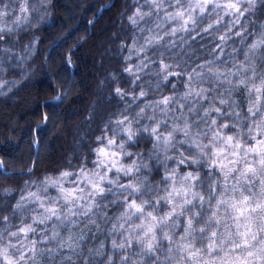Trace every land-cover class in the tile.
Listing matches in <instances>:
<instances>
[{
    "label": "clouds",
    "instance_id": "obj_1",
    "mask_svg": "<svg viewBox=\"0 0 264 264\" xmlns=\"http://www.w3.org/2000/svg\"><path fill=\"white\" fill-rule=\"evenodd\" d=\"M260 3L114 9L132 42L79 106L64 152L34 140L23 174L0 176V264H264V54L234 55ZM257 37L249 51L264 20Z\"/></svg>",
    "mask_w": 264,
    "mask_h": 264
},
{
    "label": "trees",
    "instance_id": "obj_2",
    "mask_svg": "<svg viewBox=\"0 0 264 264\" xmlns=\"http://www.w3.org/2000/svg\"><path fill=\"white\" fill-rule=\"evenodd\" d=\"M134 5L143 7L137 0H0V161L5 162L0 176L23 174L14 169L33 154L34 140L54 156L64 152L79 106L107 68L123 63L132 42L122 35L123 25L132 28L127 16L114 9L130 14ZM260 9L264 3L251 17L246 12L240 18L249 22V34L234 54L238 61L248 55L259 63L255 54H264V44L248 50L264 20ZM255 136L263 138L259 131ZM105 251L115 255L123 249L108 242Z\"/></svg>",
    "mask_w": 264,
    "mask_h": 264
},
{
    "label": "rangeland",
    "instance_id": "obj_3",
    "mask_svg": "<svg viewBox=\"0 0 264 264\" xmlns=\"http://www.w3.org/2000/svg\"><path fill=\"white\" fill-rule=\"evenodd\" d=\"M21 15V8H20V12H19V14L17 15V17L18 16H20ZM262 139H264V137L262 138ZM253 146L256 148V152H252V153H249V155L251 156V157H253V158H255V157H257L258 156V154H259V149H260V147H261V145L259 144V143H254L253 144ZM239 213V212H238ZM250 213V209H245V211H244V214H249Z\"/></svg>",
    "mask_w": 264,
    "mask_h": 264
},
{
    "label": "snow or ice",
    "instance_id": "obj_4",
    "mask_svg": "<svg viewBox=\"0 0 264 264\" xmlns=\"http://www.w3.org/2000/svg\"><path fill=\"white\" fill-rule=\"evenodd\" d=\"M22 11L24 10L23 8L21 9ZM261 163H264V161H261ZM249 171H253V169L251 168V166L248 169ZM259 207V206H258ZM238 212H240L241 214H243V212L245 211V209H237ZM252 211H255V209H252ZM23 231V230H22ZM246 242V241H245Z\"/></svg>",
    "mask_w": 264,
    "mask_h": 264
},
{
    "label": "water",
    "instance_id": "obj_5",
    "mask_svg": "<svg viewBox=\"0 0 264 264\" xmlns=\"http://www.w3.org/2000/svg\"><path fill=\"white\" fill-rule=\"evenodd\" d=\"M104 5H106V4H104Z\"/></svg>",
    "mask_w": 264,
    "mask_h": 264
}]
</instances>
